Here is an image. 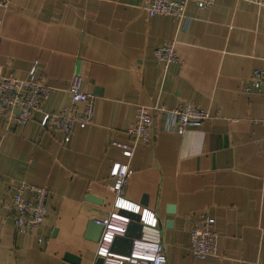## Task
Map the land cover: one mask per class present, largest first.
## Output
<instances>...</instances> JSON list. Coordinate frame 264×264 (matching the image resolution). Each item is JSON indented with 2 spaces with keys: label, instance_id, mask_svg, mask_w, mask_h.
Instances as JSON below:
<instances>
[{
  "label": "crops",
  "instance_id": "1",
  "mask_svg": "<svg viewBox=\"0 0 264 264\" xmlns=\"http://www.w3.org/2000/svg\"><path fill=\"white\" fill-rule=\"evenodd\" d=\"M143 2L0 7L1 75L27 79L34 67L51 88L43 112L68 105L72 83L94 100L92 123L66 143L40 125L41 112L23 126L0 115V264H61L65 254L94 264L97 242L87 226L113 210L111 171L126 161L114 143L129 142L139 105L170 111L183 103L210 117L179 135L171 115L156 112L151 141L129 161L125 198L155 212L168 264H264V95L243 90L252 69H264V6L190 3L182 28L171 16L149 17ZM170 39L179 61L164 72L153 50ZM21 181L49 188L48 215L35 234L16 233L7 208ZM198 213L214 218L218 233L217 255L202 260L190 251Z\"/></svg>",
  "mask_w": 264,
  "mask_h": 264
},
{
  "label": "built area",
  "instance_id": "2",
  "mask_svg": "<svg viewBox=\"0 0 264 264\" xmlns=\"http://www.w3.org/2000/svg\"><path fill=\"white\" fill-rule=\"evenodd\" d=\"M10 0H0V7L7 8ZM215 0H144L143 7L149 17L157 15L171 16L185 28L188 22L186 7L192 3L199 9L209 8ZM258 6H264V0H241ZM154 58L166 72L169 65L179 61L176 40L161 42L153 50ZM243 87L246 92L254 89L264 95V69H252ZM51 88L35 77L34 67L27 79H17L0 74V115L8 122L14 121L26 125L35 112H41L40 125L49 132L59 131L64 143L70 140L76 128H85L92 123L94 100L90 93L80 89L77 83L68 88L70 103L55 112H43L42 107ZM167 112L172 118V129L183 135L190 127H199L210 117L207 110L192 103L179 104L167 111L164 107L139 105L135 121L127 128L129 142H115L122 155L123 163H116L111 171L114 183L111 190L115 194L112 211L106 219L94 221L103 227L97 242L96 254L104 258L103 264H168L164 248L162 230L154 211L134 203L124 196L128 178L129 161L138 144L147 143L153 137L154 115ZM264 124V116L262 119ZM49 188L21 181L14 187L7 208L12 216L13 225L18 234H35L48 215L47 199ZM120 211L139 215L140 236L132 239L129 254H116L110 246L116 236H125L131 219ZM214 218L206 213L193 214L189 229L190 251L194 259L202 260L217 255L218 233L214 228ZM40 241L41 238L38 237Z\"/></svg>",
  "mask_w": 264,
  "mask_h": 264
},
{
  "label": "water",
  "instance_id": "3",
  "mask_svg": "<svg viewBox=\"0 0 264 264\" xmlns=\"http://www.w3.org/2000/svg\"><path fill=\"white\" fill-rule=\"evenodd\" d=\"M88 199L90 201H96L95 197L89 195ZM143 203H145L144 200H146V196H143L142 199ZM174 205L170 204L167 206V212L168 213H174ZM122 214L128 216L131 221L127 225V229L125 232V236H116L113 239V242L110 246V251L116 254H123L127 255L129 254L131 250L132 245V239L138 238L140 236L141 231V224L139 222V215L134 214L132 212L128 211H120ZM167 227L172 226V221H167L166 223ZM103 227L96 223L95 221H90L87 226V238L92 240L93 242H98L100 239V236L102 234ZM104 258L100 256H96V259L94 261V264H103ZM61 264H80V259L76 258L75 256H72L70 254H65L62 260ZM122 264H128L126 262H123Z\"/></svg>",
  "mask_w": 264,
  "mask_h": 264
}]
</instances>
